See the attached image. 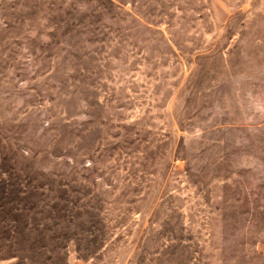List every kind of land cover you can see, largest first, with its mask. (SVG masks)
I'll return each mask as SVG.
<instances>
[{"label": "rangeland", "instance_id": "obj_1", "mask_svg": "<svg viewBox=\"0 0 264 264\" xmlns=\"http://www.w3.org/2000/svg\"><path fill=\"white\" fill-rule=\"evenodd\" d=\"M0 183V264H264V0H0Z\"/></svg>", "mask_w": 264, "mask_h": 264}, {"label": "trees", "instance_id": "obj_2", "mask_svg": "<svg viewBox=\"0 0 264 264\" xmlns=\"http://www.w3.org/2000/svg\"><path fill=\"white\" fill-rule=\"evenodd\" d=\"M3 189L4 188V186H2V184L0 183V189ZM3 190H5V189H3ZM16 239H17V237H15Z\"/></svg>", "mask_w": 264, "mask_h": 264}]
</instances>
